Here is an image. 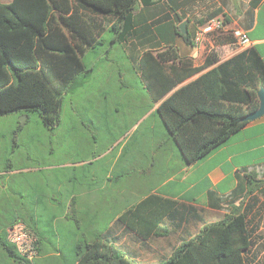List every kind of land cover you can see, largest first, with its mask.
<instances>
[{
  "label": "trees",
  "instance_id": "obj_1",
  "mask_svg": "<svg viewBox=\"0 0 264 264\" xmlns=\"http://www.w3.org/2000/svg\"><path fill=\"white\" fill-rule=\"evenodd\" d=\"M155 1H0V115L38 112L45 127L55 129L61 122L66 95L94 72L83 60L85 52L97 49L106 31L113 32L112 43L128 42L151 27L146 23L134 29L138 20L134 12L139 5L146 7ZM220 12L204 18L200 25ZM169 24L172 32L186 43H193L189 31L180 34L176 24L165 26ZM167 34V29L161 32L165 48L157 50L155 56L147 50L146 60L140 63L144 78L150 81L146 88L153 101L159 102L157 114L169 140L188 165L205 157L249 122L243 117L259 107L264 61L254 48H246L215 66L218 55L212 51L203 64L194 65L192 58L180 54ZM254 177L246 174L225 196L211 191L217 206L223 202L235 208L217 221L204 222L197 233L181 238L169 256L153 264H251L255 227L250 226L254 217L249 218L250 206L245 199L255 188L264 195V180L255 184ZM187 210L174 200L150 195L119 220L146 239L154 234L166 235L163 219L168 217L174 226L178 225L180 216L181 221L186 213L191 216ZM18 220L36 233L27 216L1 214V252L16 263L35 264L8 240L7 229ZM117 239L99 234L94 240L79 241L74 264H140L117 244Z\"/></svg>",
  "mask_w": 264,
  "mask_h": 264
},
{
  "label": "crops",
  "instance_id": "obj_2",
  "mask_svg": "<svg viewBox=\"0 0 264 264\" xmlns=\"http://www.w3.org/2000/svg\"><path fill=\"white\" fill-rule=\"evenodd\" d=\"M9 1L11 0H2V2ZM217 10L221 12L216 15H224L231 26L247 30L251 38L249 46H239L229 33L209 36L198 44L194 41L189 44L179 34L172 32L170 24L165 26L173 23L180 29V24L185 21L187 31L194 36L198 27L201 26L200 22ZM134 15L138 18L134 29L146 23L152 24L151 27L141 30L128 42H111V47L113 44L116 48L119 47L124 52V56L132 60L137 75L142 79L145 87L150 81L144 78L140 61L146 60L147 50H152L155 56L157 50L165 48L161 32L164 34L166 29L170 42L178 47L181 55L192 58L194 65L203 64L212 51L218 55V60L212 65L215 66L233 58L246 48H254L264 61V0H156L146 7L139 5ZM165 16L168 18L162 20ZM200 73L186 79L184 83ZM124 83L126 82H122ZM148 93L149 103L152 105L140 119L157 114L159 102H154L149 91ZM135 99L138 98L128 97L113 103L132 104ZM131 108L125 107L127 110ZM128 112L124 111L123 115H127ZM111 115L112 113H105V118L107 121L112 119L110 125L113 126L115 120L111 118ZM157 116L159 117L158 114ZM128 135L129 133H125L124 137L113 142L103 153L112 155L108 171L110 177L114 178L116 184H126L121 190L116 191L120 195L119 198L112 200V203L118 207L107 208L106 212L112 210L110 228L99 234L117 236V244L122 248L128 244L127 239L132 237L133 250L129 251L132 255L146 252L154 256L158 253L157 251H161L159 260L161 261L170 255L181 238L195 234L191 228L199 230L204 222L217 221L233 209L234 206L223 202L217 206V200L210 197L211 191L218 196H225L238 185L241 179L243 181L246 174L255 176V184L259 179L264 180V115L250 120L226 142L214 148L202 159L188 165L175 154L176 146L173 142V146L171 145L168 136L163 139L165 142L160 139L152 140L129 148V144L126 143ZM84 163H86L85 160L80 161L81 165ZM7 166L8 170L0 175L11 177L12 173L21 172L25 164L21 161L17 164L9 163ZM2 187L0 185V215L27 216L39 238V253L34 260L35 264H74L76 244L83 239L94 240L99 235H93L95 232L92 229L94 224H99L103 216L101 213H96L97 207L95 208L92 199L93 193L98 191L94 178H89L83 186L82 184L76 186L75 182H71L68 189L60 183L58 192L52 195L42 191L40 194L37 192L38 197L32 205L24 203L21 188L13 190L14 196L3 197ZM99 189L102 190L101 187ZM17 194H20L19 197ZM150 195L174 200L187 206V211L191 212L189 217L187 213L185 214L184 221H181L180 216L179 224L175 226L168 217H165L161 225L168 231L165 232L167 235L162 236L165 238L163 240L156 239L159 236L155 234L146 239L142 238L119 220V216ZM237 203L238 201L235 202ZM247 205L250 206L249 218L254 217L251 227H255V237L257 231L264 230V225L257 222L264 209V195L258 188L249 194ZM190 207H194L193 210ZM49 208L54 210L50 217L51 235H48L47 230L39 223V218L44 216L46 209ZM113 227L117 228V232ZM176 232L177 237L180 238L179 242L176 241L177 238L170 236L171 233ZM55 239L69 240L68 243L73 252L71 258L63 256L61 249L57 248ZM59 256H63V259L60 260Z\"/></svg>",
  "mask_w": 264,
  "mask_h": 264
},
{
  "label": "rangeland",
  "instance_id": "obj_3",
  "mask_svg": "<svg viewBox=\"0 0 264 264\" xmlns=\"http://www.w3.org/2000/svg\"><path fill=\"white\" fill-rule=\"evenodd\" d=\"M112 34L113 32H105L103 43L83 55V60L94 68V72L66 95L61 123L55 129L45 127L38 112L0 115V174L8 170L6 166L9 163L17 164L22 161L25 164L21 172L12 173L11 177L0 175L3 197L14 196L13 190L21 188L24 203L32 205L38 197L37 192L52 195L58 192L60 183L68 189L71 182H75L76 186H83L89 178H94L98 191L93 193L92 199L95 208L97 207L96 213L103 216L98 225H93V235L110 228L112 210L106 212L107 208L118 207L112 200L119 198L116 191L126 184H116L114 178L108 174L112 155L103 154L107 147L124 137L125 133H129L126 138L129 148L141 142L163 140L168 136L157 114L140 119L152 105L149 103V93L142 79L138 77L132 60L125 57L119 47L116 48L114 44L111 47ZM124 81L126 83L122 84ZM128 97L138 99L132 104L113 103ZM126 106L132 108L127 110ZM124 111L129 112L123 115ZM105 113H112L111 118L115 120V125H110L112 119L107 121ZM172 142L170 140L173 146ZM98 156L100 158H96ZM83 160L86 163L81 165L80 161ZM17 195L19 197L20 194ZM245 200L248 202V198ZM53 212L52 208L46 209L45 215L39 218V223L47 230L48 235L52 234L50 217ZM72 222L75 224L74 220ZM257 222L264 225V209ZM113 229L117 232V228ZM191 230L193 233L199 231L196 228ZM177 235V232L170 234L179 242ZM156 239L165 238L159 236ZM254 239L255 245L250 254L251 264H264V230L257 231ZM68 241L55 239L63 256L71 258L73 252ZM133 241L129 237L128 244L123 246L130 255ZM157 252L154 256L146 252L139 255L133 253L132 257L140 264H153L161 259V251ZM63 256H59V259H63ZM0 264L20 263L0 251Z\"/></svg>",
  "mask_w": 264,
  "mask_h": 264
},
{
  "label": "built area",
  "instance_id": "obj_4",
  "mask_svg": "<svg viewBox=\"0 0 264 264\" xmlns=\"http://www.w3.org/2000/svg\"><path fill=\"white\" fill-rule=\"evenodd\" d=\"M229 33L241 47L251 44L247 30L242 27H233L224 15H216L207 20L196 30L193 41L200 43L209 36ZM8 240L18 252L27 260L34 261L38 256L37 236L23 220H18L7 229Z\"/></svg>",
  "mask_w": 264,
  "mask_h": 264
},
{
  "label": "water",
  "instance_id": "obj_5",
  "mask_svg": "<svg viewBox=\"0 0 264 264\" xmlns=\"http://www.w3.org/2000/svg\"><path fill=\"white\" fill-rule=\"evenodd\" d=\"M187 22H182L180 24V33L181 34H186L187 33ZM258 97H259V107L250 112L249 114H247L246 116L243 117V120L245 121H250V120H254L257 118H260L264 115V87L261 86L258 90Z\"/></svg>",
  "mask_w": 264,
  "mask_h": 264
}]
</instances>
